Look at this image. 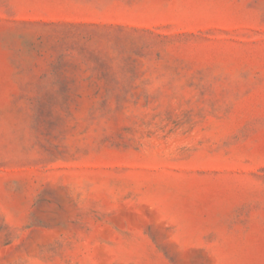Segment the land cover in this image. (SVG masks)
Returning a JSON list of instances; mask_svg holds the SVG:
<instances>
[{
  "label": "rangeland",
  "instance_id": "rangeland-1",
  "mask_svg": "<svg viewBox=\"0 0 264 264\" xmlns=\"http://www.w3.org/2000/svg\"><path fill=\"white\" fill-rule=\"evenodd\" d=\"M0 264H264V0H0Z\"/></svg>",
  "mask_w": 264,
  "mask_h": 264
}]
</instances>
